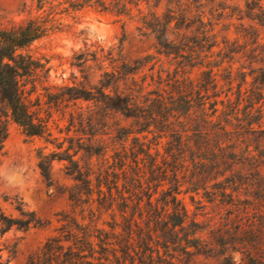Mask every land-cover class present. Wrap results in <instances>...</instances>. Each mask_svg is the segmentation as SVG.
Returning <instances> with one entry per match:
<instances>
[{"label": "trees", "instance_id": "trees-1", "mask_svg": "<svg viewBox=\"0 0 264 264\" xmlns=\"http://www.w3.org/2000/svg\"><path fill=\"white\" fill-rule=\"evenodd\" d=\"M150 1L156 7L160 0H47L51 10L60 5L74 11L91 8L115 17L137 18L140 30L153 35L156 56L128 63L110 54L94 55L100 68L98 83L90 88H67L70 99L91 103L85 111L90 113L87 121L94 107L102 128L107 126V114L130 123H118L113 134L102 130L87 143L70 139L63 150L55 146L59 152L37 155V167L47 185L52 183V163H65V174L74 183L67 190L73 211L65 215L57 234L47 239L37 260L31 259L29 264H187L206 243L202 238L205 230L189 219L178 198L182 188L186 187L185 193L198 192L209 182L206 177H212L223 194L226 173L231 178L241 171L239 166L245 167L237 162L243 142L239 130L248 134L256 124L264 133V69L249 68L252 81L246 111L241 112L239 106L247 73L238 69L241 83L235 101L228 95L218 99V94H212L209 102L206 98L196 104L201 89L206 90L207 85L211 90L217 88L220 69L228 71L227 88L231 89L233 61L222 66L228 55L238 52L226 38L224 47L219 48L212 21L198 10L202 0H165L166 9L160 17L144 13L142 5L148 7ZM244 12L247 20L264 29V0H245ZM241 26L255 42L260 39L254 26ZM43 33L33 20L17 29H0V110L5 113V119L0 120V149L7 136V116L28 137L46 134V126L29 111L24 90L27 81L34 88L40 68L25 49ZM162 58L175 65L172 75L168 70L165 78L160 70L156 76L154 72L145 74L146 69L154 71L157 64L162 66ZM193 68L203 69L196 85L187 75ZM252 116L254 121L249 119ZM105 136L118 147L111 148L113 144L108 145ZM80 153L86 157L84 165L80 158L75 159ZM92 158L96 163L92 164ZM260 160L255 166L258 174L264 169V155ZM219 178L223 180L218 182ZM238 190L231 194L238 195ZM157 192L160 198L153 200ZM114 206L120 223L112 216L109 230L99 227L102 215L112 212ZM16 211L18 216L12 217L0 209V239L12 228L26 231L43 226L35 213L21 206ZM87 211L90 217L86 222Z\"/></svg>", "mask_w": 264, "mask_h": 264}, {"label": "rangeland", "instance_id": "rangeland-1", "mask_svg": "<svg viewBox=\"0 0 264 264\" xmlns=\"http://www.w3.org/2000/svg\"><path fill=\"white\" fill-rule=\"evenodd\" d=\"M52 1L48 0L50 3ZM142 7L144 13H154L160 17L165 12L166 2L160 0L154 7V2L150 1L148 7L144 4ZM198 10L212 21L219 48L224 47L222 42L226 38L229 46L238 53L228 55L222 66L227 67V62L233 61L231 77L234 80L231 89L227 88L228 71L220 69L217 72V88L211 90L207 85L206 90L201 89L200 100L195 102L197 104L206 98L204 101L209 102L212 94H218V99L228 95L235 101L241 83L236 72L238 69L247 73L239 106L244 112L249 106L252 81L248 75L249 68L264 69V29L244 17L245 0H202ZM31 20L39 23L44 33L25 49L40 68L33 80L34 88H31V81H27L24 90L28 109L36 120L46 126V134L41 138L28 137L7 116V136L0 149V209L6 215L17 217L16 208L21 206L35 213L44 224L26 231L12 228L7 232L0 239V264H29L31 259L37 260V254L47 239L57 234L65 215L73 211L67 190L74 183L65 174V163H52V183L47 185L37 167V155L40 152H59L55 146H61L63 150L70 139L87 143L92 135L102 130L113 134L118 123L119 126H128L130 123L118 115L107 114V126L102 128L98 125L99 116L95 115L94 107L90 108L92 116L87 121L86 115L90 113L86 114L85 111L91 103L70 99L67 88H90L98 83L100 68L94 61V55L99 58L109 57L110 54L113 59L120 58L128 63L146 55L156 56L153 35L140 30L137 18L129 20L115 17L91 8L74 11L60 5L51 10L47 0H0V29H17ZM241 25L254 26L260 39L255 42ZM214 50L216 52L218 49ZM231 57L234 59L229 60ZM161 62L162 66L157 64L154 71L146 69L145 74L154 72L156 76L160 70L165 78L168 70L172 75L175 65L169 64L165 58ZM202 70H187L194 85L202 79ZM143 74L140 73L139 77H143ZM261 104L264 105V98ZM4 114L0 110V120L5 119ZM249 119L254 121L255 117ZM238 133L243 134L239 139L243 142L237 162L245 167L238 165L241 171L231 178L226 173L228 181L224 188L227 190L222 194L218 186L214 185L212 177H206L205 181L209 182L205 189L185 193L186 187H183L178 196L188 211L189 219L200 223L205 230L202 238L206 248L199 254L195 253L187 264H264V169L259 174L255 169L264 155V133L259 131L256 124L248 134L244 130ZM104 139L108 145L113 144L111 148L118 147V143H110L107 136ZM159 150L163 152L161 146ZM78 158L84 165L86 157L80 153L75 157ZM91 162L96 163L95 158ZM222 180L217 179L218 182ZM236 188H239L238 195H232V190ZM159 198L157 192L153 200ZM113 209L102 215L99 227L109 230V226L113 225L112 216L120 223L117 207ZM76 214L80 219L78 210ZM84 216L87 222L90 217L88 211Z\"/></svg>", "mask_w": 264, "mask_h": 264}]
</instances>
